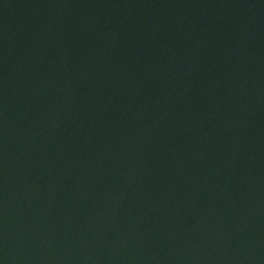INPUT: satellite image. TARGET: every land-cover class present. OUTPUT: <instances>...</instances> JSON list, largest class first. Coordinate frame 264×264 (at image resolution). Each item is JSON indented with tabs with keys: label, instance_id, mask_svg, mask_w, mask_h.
<instances>
[{
	"label": "water",
	"instance_id": "water-1",
	"mask_svg": "<svg viewBox=\"0 0 264 264\" xmlns=\"http://www.w3.org/2000/svg\"><path fill=\"white\" fill-rule=\"evenodd\" d=\"M0 264H264V0H0Z\"/></svg>",
	"mask_w": 264,
	"mask_h": 264
}]
</instances>
